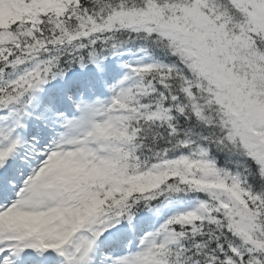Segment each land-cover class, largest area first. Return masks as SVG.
I'll return each instance as SVG.
<instances>
[{
  "label": "snow or ice",
  "instance_id": "6c2138e0",
  "mask_svg": "<svg viewBox=\"0 0 264 264\" xmlns=\"http://www.w3.org/2000/svg\"><path fill=\"white\" fill-rule=\"evenodd\" d=\"M0 264H264V0H0Z\"/></svg>",
  "mask_w": 264,
  "mask_h": 264
}]
</instances>
